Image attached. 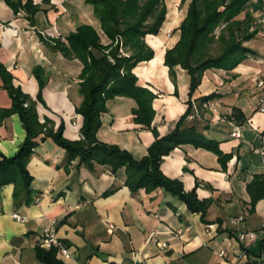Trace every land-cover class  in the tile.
I'll return each mask as SVG.
<instances>
[{
	"label": "crops",
	"instance_id": "obj_1",
	"mask_svg": "<svg viewBox=\"0 0 264 264\" xmlns=\"http://www.w3.org/2000/svg\"><path fill=\"white\" fill-rule=\"evenodd\" d=\"M33 1L41 3V0ZM68 1L71 0H50L49 4L42 5L46 10L39 13H43L49 23L48 17L60 15ZM188 2L180 7V0H165L167 13L158 34L145 36L154 55L150 60L137 63L132 71L138 83L156 95L152 101L151 125L160 136L174 127L186 110L188 99L193 113V105L199 97L214 91L220 94L209 100L207 106L197 107L196 104L197 114L186 121L204 128L203 133L218 140L224 153H231L225 169L214 153L191 144L174 148L160 164L162 173L180 180L185 191L196 187L198 198H214L208 211L213 210L215 218H210L207 211L206 219L210 222H202L198 213L188 211L175 196L160 188L132 193L123 184L122 174L113 175L103 165L80 164L77 159L66 163L64 149L47 138L33 149L27 165L32 175L31 188L39 193L36 201L15 208L13 185L0 188V264H43L35 256L34 245L52 220L56 236L71 254L70 258L57 255L64 264H142L143 261L148 264H234L237 259L240 264H251L256 258L249 251L241 256L239 242V253L227 252V256L221 258L217 252L231 237L229 231L236 239L238 232L257 230L264 220V198L249 213V196L243 199L237 194L242 182L246 184L254 173L264 171L260 154L264 137L257 134L264 131V111L256 109L261 94L257 81L264 79V38L259 35V39L254 40L256 44L249 45L254 52L232 70H205L190 98L189 75L176 66L175 93L163 59L165 50L178 40L177 27L185 16ZM0 5V63L12 73L13 83L31 97H35L38 88L32 69L41 65L48 82L43 90L47 108L40 103L36 105L39 120L51 118L54 128L63 120V135L78 139L81 117L74 109L81 101L77 91L81 63L52 52L36 34L39 31L55 37L66 32L59 30L54 22L48 26H38L35 22L31 26L23 12L14 15L1 0ZM246 10L254 15L253 22L264 19V0H252ZM256 26V30L264 31V24ZM10 104L6 90L0 88V107L7 108ZM106 105L97 139L128 150L136 159L144 156L154 135L133 120L131 110L135 101L117 96ZM233 107L239 108L245 116L238 139L229 136L232 120L227 116ZM24 137L17 114L0 121V153L12 155ZM112 187L116 189L104 196L103 192ZM229 206L237 209L236 214L227 212ZM245 211L248 212L245 219L233 221ZM225 215L231 217L230 228L224 226ZM110 226L111 232L108 231ZM161 242L167 244L166 249L160 248ZM258 244L259 240L250 251Z\"/></svg>",
	"mask_w": 264,
	"mask_h": 264
},
{
	"label": "trees",
	"instance_id": "obj_2",
	"mask_svg": "<svg viewBox=\"0 0 264 264\" xmlns=\"http://www.w3.org/2000/svg\"><path fill=\"white\" fill-rule=\"evenodd\" d=\"M84 1L91 5L101 34L107 39L105 43L101 41L100 33L90 24H79L63 36L50 37L36 32L39 40L52 52H59L68 59H78L81 63L77 83L81 101L74 109L81 117L80 137L66 138L63 135V120H60L56 128L49 117L39 120L36 105L40 103L47 108L43 90L48 82V75L41 65L32 69L38 88L35 97H31L20 85L13 83L12 73L0 63V88L6 90L11 101L9 107H0V121L17 114L25 131V137L16 152L10 156L0 153V188L7 184L13 185L12 202L15 208L31 205L36 201L39 193L31 188L32 175L27 165L33 149L39 142L49 138L64 149L66 163L77 159L80 164L103 165L113 175L122 174L123 184L132 193L140 189L151 192L160 188L175 196L188 211L198 213L202 222L209 223L206 215L215 199L198 198L196 187L185 191L180 180L162 173L160 164L164 156L182 144L211 151L217 156L223 169L230 160L231 153H224L218 140L203 133L204 128L186 121L192 112L190 99L174 127L160 136L151 125L154 117L152 101L156 95L141 86L132 71L137 63L150 60L154 55L153 49L145 42V36L158 34L167 13L165 0ZM251 1L189 0L185 16L177 27L178 40L165 50L163 59L169 78L175 85V93L176 66H180L189 75L190 98L200 85L205 70H232L254 52L246 45L257 31L250 32L247 28L254 20L253 15L246 10ZM3 2L11 9L12 14L23 12L29 25L34 26L36 13L45 11L42 5L49 4L50 0H41V3H34L33 0ZM184 2L185 0H180V3ZM242 12L244 17L239 18ZM117 96L135 101L136 105L131 110L133 120L150 129L154 135L146 154L139 159L134 158L128 150L99 141L96 137L101 125V114L107 110V101ZM219 96L215 91L203 95L198 98L197 107ZM227 118L242 125L245 121L244 114L237 107L232 108ZM245 186L249 196L248 211L252 213L255 204L264 198V171L254 173ZM115 189L116 187L109 188L103 195H108ZM229 236H233L230 231ZM263 247L264 239H260L256 253L250 251V248L247 251L257 256ZM34 252L43 264H64L57 257L55 248L45 249L35 243Z\"/></svg>",
	"mask_w": 264,
	"mask_h": 264
},
{
	"label": "built area",
	"instance_id": "obj_3",
	"mask_svg": "<svg viewBox=\"0 0 264 264\" xmlns=\"http://www.w3.org/2000/svg\"><path fill=\"white\" fill-rule=\"evenodd\" d=\"M253 24L256 25H262L264 24V19H259L253 22ZM261 37L264 38V31L262 30L260 32ZM257 86L261 89V94L258 98V101L256 103V109L259 111H264V79H259L257 81ZM208 101L203 102L202 106H207ZM197 114V107L196 104L193 105V113H190L187 118L192 119L194 115ZM243 126L240 123H235L232 121V128L229 133V136L234 139H238L241 136ZM264 132V131H263ZM259 137H264V134L262 135L261 132L257 133ZM260 154L262 157V167L264 170V145L260 148ZM248 215V212L245 211L241 215L234 217L233 221L239 222L245 219V217ZM14 217L18 220L21 218L18 215H14ZM55 221H51L49 226L45 227L42 232L38 235L36 238V243L45 249L55 248L56 253L61 258H70L71 254L69 252L68 247L56 236L55 231ZM112 226L109 227L108 231L111 232ZM236 239L242 245V251L241 256L244 257L245 253L247 252V249L250 248L257 240L264 239V220L261 223V226L257 230H244L240 231L236 234ZM159 246L161 249H166L167 244L165 242L159 243ZM217 255L221 258H224L227 256V252L225 251H218ZM240 259H237V261L234 264H240ZM142 264H148L146 261H143ZM214 264H218L215 262ZM251 264H264V247L261 249L259 254L256 256V258L251 262Z\"/></svg>",
	"mask_w": 264,
	"mask_h": 264
},
{
	"label": "rangeland",
	"instance_id": "obj_4",
	"mask_svg": "<svg viewBox=\"0 0 264 264\" xmlns=\"http://www.w3.org/2000/svg\"><path fill=\"white\" fill-rule=\"evenodd\" d=\"M1 1L3 2V0H1ZM166 2H168V0H166ZM186 2H187V0L184 3H180L179 4L180 7H185L186 6ZM251 2H249V4ZM248 5L246 6V9L248 8ZM64 8H65V10L64 11L61 10L60 15H56V17L54 15L49 16L48 17L49 18L48 19L49 23H53L54 22L56 27L59 30H61L62 32H66V34L68 32H70V31H73L76 28V26L79 25V24H90L100 33L101 41L103 43H105L107 41L105 36L103 34H101L99 22L95 18V16L93 15L92 7H91L90 4L86 3L84 0H71V1L66 2ZM1 10H2V8H1V5H0V11ZM244 12H242L239 15V18H243L244 17ZM253 17H254V15H253ZM35 21H36V24L38 26H48L49 25V23H47L46 16L43 13L37 12L36 15H35ZM249 25L250 26H249L248 30L250 32H253V30H256L257 26L251 25V24H249ZM260 32H261V30H257L256 34L254 35V37L252 39H250L249 41H247L246 45L247 46L255 45L257 39H259L258 37L260 35ZM254 40H256V41H254ZM247 180L250 181L251 179L248 178ZM245 185L246 184L242 182L239 185L240 186L239 190H240L241 193L240 192L237 193V194L241 195V198H243V199L244 198L247 199V197H248V193L246 191V186ZM230 211L232 212L230 215H233V214H236L235 212H237V209L235 207L229 206V208L227 209V212H230ZM208 212H209V217L210 218H215L213 210L210 209ZM230 220H231V217L229 215H227V216L225 215L224 216V226L225 227L230 228L232 226L231 223H230ZM218 249H219V251L221 250V251H225V252H228V253H231V252L239 253L241 251L240 250L241 248L239 247L238 241L236 239H234L232 236L227 238L222 243L221 247L218 248ZM252 250H253V252L256 253L258 251V247L255 246Z\"/></svg>",
	"mask_w": 264,
	"mask_h": 264
}]
</instances>
